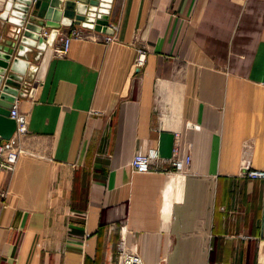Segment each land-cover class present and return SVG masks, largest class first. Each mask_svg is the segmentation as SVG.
Returning a JSON list of instances; mask_svg holds the SVG:
<instances>
[{
    "label": "crops",
    "instance_id": "0c3cea01",
    "mask_svg": "<svg viewBox=\"0 0 264 264\" xmlns=\"http://www.w3.org/2000/svg\"><path fill=\"white\" fill-rule=\"evenodd\" d=\"M107 25L2 75L26 133L0 170V264H116L120 240L143 264L264 263V179L241 171L264 170V0H111Z\"/></svg>",
    "mask_w": 264,
    "mask_h": 264
},
{
    "label": "water",
    "instance_id": "95a60500",
    "mask_svg": "<svg viewBox=\"0 0 264 264\" xmlns=\"http://www.w3.org/2000/svg\"><path fill=\"white\" fill-rule=\"evenodd\" d=\"M111 0H6L0 11V20L11 24L8 40L0 41V82L6 69L22 73L26 65L25 53L30 48L42 50L49 46L59 25L80 24L95 31L112 34L107 27V13ZM49 28L43 40L40 32ZM17 41V44H16ZM16 47V54L10 56ZM12 80L20 81L8 73L0 87V143L10 137L14 121L8 111L17 94Z\"/></svg>",
    "mask_w": 264,
    "mask_h": 264
},
{
    "label": "built area",
    "instance_id": "2783aa9c",
    "mask_svg": "<svg viewBox=\"0 0 264 264\" xmlns=\"http://www.w3.org/2000/svg\"><path fill=\"white\" fill-rule=\"evenodd\" d=\"M111 30H114L113 25H107ZM55 34V42L49 45L50 55L62 57L66 54L71 39H95L99 37L103 43H109L114 40L113 33L107 34L95 31L92 28H86L80 24L68 29L67 32ZM49 35V31H42L41 37L45 40ZM135 57L133 59V67L138 70L144 61V51L136 48ZM8 116L14 121V130L10 137L0 143V170L11 171L14 167L17 155L22 151L20 147V140L26 133V118L25 115L18 112L15 104H12ZM176 149L172 148V154L169 163L175 169H179L181 161L175 158ZM155 155L152 153H134L129 161V167L134 173H145L156 171L152 166V160ZM243 175L247 178L264 179V170L250 169L246 165L241 167ZM116 264H143L139 255L136 252L135 246H126L123 240H120L117 246ZM264 264V263H257Z\"/></svg>",
    "mask_w": 264,
    "mask_h": 264
},
{
    "label": "bare ground",
    "instance_id": "6f19581e",
    "mask_svg": "<svg viewBox=\"0 0 264 264\" xmlns=\"http://www.w3.org/2000/svg\"><path fill=\"white\" fill-rule=\"evenodd\" d=\"M170 176H173V175H170Z\"/></svg>",
    "mask_w": 264,
    "mask_h": 264
}]
</instances>
